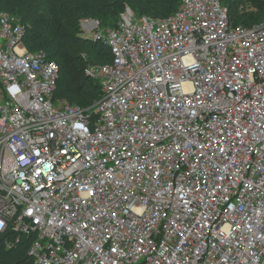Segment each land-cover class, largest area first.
Wrapping results in <instances>:
<instances>
[{
  "label": "built area",
  "instance_id": "obj_1",
  "mask_svg": "<svg viewBox=\"0 0 264 264\" xmlns=\"http://www.w3.org/2000/svg\"><path fill=\"white\" fill-rule=\"evenodd\" d=\"M25 29L0 11L6 248L33 236L26 264H264V16L179 0L83 30L110 53L86 68L87 107L54 96L58 65Z\"/></svg>",
  "mask_w": 264,
  "mask_h": 264
},
{
  "label": "trees",
  "instance_id": "obj_2",
  "mask_svg": "<svg viewBox=\"0 0 264 264\" xmlns=\"http://www.w3.org/2000/svg\"><path fill=\"white\" fill-rule=\"evenodd\" d=\"M219 1L233 24L252 26L261 22L246 17L241 8L249 3L263 14L264 0ZM178 3L179 0H0V11H10L25 25L23 44L29 52L43 51L57 63L59 77L54 96L87 107L98 99L100 86L97 79L89 83L86 68L108 63L110 53L102 41L84 35L81 21L96 19L114 27L126 6L138 16L165 18ZM15 234L11 229L0 232V264L31 262L28 250L33 236L21 235L19 242L6 248L5 241L14 240Z\"/></svg>",
  "mask_w": 264,
  "mask_h": 264
},
{
  "label": "rangeland",
  "instance_id": "obj_3",
  "mask_svg": "<svg viewBox=\"0 0 264 264\" xmlns=\"http://www.w3.org/2000/svg\"><path fill=\"white\" fill-rule=\"evenodd\" d=\"M128 8H129V7L126 6V7H125V10H124L123 13H125V12L127 11ZM129 9H130V8H129ZM130 10H131V9H130ZM131 11H132V10H131ZM241 11H242V13H243L246 17H251V20H252V21L255 20L257 23H258L259 21H261L263 15H264V13H263V14L258 13V12H257V11H256V10L250 5V4H249V3H246L244 6H242ZM9 12H10V11H8V13H9ZM10 13H11V12H10ZM133 14H134V15H137V13H135V12H133ZM10 15L13 16V17H15V15H13V13H11ZM91 20H92V19H91ZM93 20L96 21L97 24H96L95 22H93V21L86 23V26L83 27V30H84L85 32H89L91 29H94L93 31H101V30L105 29V28L108 26V24H106L104 21L98 22L96 19H93ZM80 25H81V27H82L83 23H80ZM96 25H97V26H96ZM89 77H90L89 83L96 81V78H94V77H92V76H90V75H89ZM57 92H58V91H57ZM67 94H68V93H67ZM67 94H66V95H67Z\"/></svg>",
  "mask_w": 264,
  "mask_h": 264
}]
</instances>
